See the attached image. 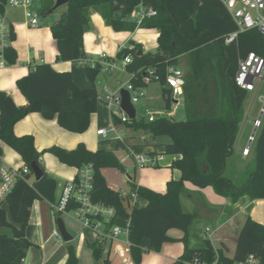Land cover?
I'll use <instances>...</instances> for the list:
<instances>
[{"label": "trees", "instance_id": "16d2710c", "mask_svg": "<svg viewBox=\"0 0 264 264\" xmlns=\"http://www.w3.org/2000/svg\"><path fill=\"white\" fill-rule=\"evenodd\" d=\"M6 1L0 0V13H4ZM56 1L45 0L40 15L55 13L58 10ZM141 3L154 8L157 15L138 25L130 16ZM63 7H66V11L51 26L61 62H86L91 58L85 52L84 35L92 10L100 13L117 32H134L138 28L158 30V48L155 52H145L141 45L131 43L117 54L116 59L131 56L127 71L134 86H143V78L150 71L155 72L152 83L162 84L167 111L172 105L170 91L165 87L168 69L178 67L180 56L189 55L190 71L184 87L186 118L176 120L161 117L149 122L136 117L127 124L129 128L142 130L153 138L169 137L170 143L165 145L164 154L177 156L173 165L180 170L181 178L171 180L165 194L147 188L136 189L133 180H130L139 198L148 201L146 208H130L126 199L107 183L101 173L105 168L125 172L113 152H93L83 143L73 150L53 146L46 152L70 167L93 166L94 202L114 207L119 216L132 219L131 252L136 264H141L145 240H149L151 248L159 252L165 243L174 242L169 236L173 229L184 232L186 245L182 257L173 264H211L217 259L220 264H238L249 257L264 264V225L251 218L245 221L240 231L233 258L227 257L222 250L216 251L210 242L203 249L190 248V228L197 214L185 212L181 201L186 182L201 188L211 186L218 195L234 203L245 196L252 200L264 198V118L256 142L255 167L247 181L237 186L225 176L226 162L238 138L244 113L243 102L247 96L245 90L235 85L234 78L240 59L250 52L264 58V39L260 32L252 30L242 33L237 41L227 45L226 37L237 31V26L218 0H68ZM10 38L3 55L7 65L14 66L18 56L11 45L15 40L12 28ZM130 46L134 49L130 50ZM85 69L88 79L95 84L101 74L100 67L92 69L85 64ZM191 83L196 84L203 94L207 106L203 114L194 110L195 96L189 88ZM17 86L28 105L19 107L10 95L0 91V142L20 155L30 173L25 179L17 181L5 205L0 206V228L6 229V232H0V264H23L28 251L36 246L26 234L35 202H56L57 180L46 172L40 161L44 152L37 151L32 135H15V125L29 114L39 113L45 119L56 118L59 126L67 131L84 133L90 127L91 116L98 112L99 103V92L95 87H78L71 73L58 72L48 63L30 65L28 76L18 80ZM115 120L121 124L120 120ZM34 163L42 169L43 177L30 184ZM89 247L95 261L99 262L102 251L95 245ZM78 263L75 248L70 246L66 264Z\"/></svg>", "mask_w": 264, "mask_h": 264}, {"label": "crops", "instance_id": "0c3cea01", "mask_svg": "<svg viewBox=\"0 0 264 264\" xmlns=\"http://www.w3.org/2000/svg\"><path fill=\"white\" fill-rule=\"evenodd\" d=\"M40 1L44 4L45 0ZM30 9L39 17L38 27L27 25L25 9L9 7L6 10L7 22L15 33V40L11 42V45L17 52L18 61L14 66L0 69V91L10 95L17 106H27L28 101L18 89L17 82L28 76L30 65L34 63H48L58 72L71 73L74 83L78 87L83 89L95 87L99 92L98 112L91 116L90 127L84 133L67 131L59 126L56 118L52 120L45 119L39 113L29 114L14 127L15 135H32L37 151L40 153L44 152L41 156L42 165L46 172L57 180L56 201L59 200L66 183L76 178L78 168L61 163L56 156L46 151L53 146L73 150L81 143L85 144L90 151L105 150L113 152L118 158L126 155L129 148L139 155H161V166L158 168L140 169L137 167L134 159L131 158L123 165L125 172L117 168H105L101 170V173L107 183L125 196L134 191L130 180H133L136 189L147 188L154 192L165 194L168 183L171 180H179L181 178L180 170L173 165L177 156L164 154L165 145L170 143V138L167 136L153 138L142 130L134 134L133 130L131 129V131L127 125L125 126L129 129V132L131 131L129 135L125 136L121 134L112 138L99 136L97 134L98 130L107 129L101 126L104 123L101 116H108L109 111L105 99H100L101 93L98 86H102V91H104V87H108V78L113 77L116 72L112 74L101 73L105 75L104 81L102 80V83L99 82V75L96 83L93 84L86 75L84 64H81L79 61H59V53L51 26L60 20L62 14L66 11V7H61L55 13L46 16H41L40 8L36 9L33 7V4ZM158 37L159 31L156 29L138 28L134 32H117L107 24L100 13L92 10L90 12L89 27L84 35V48L88 57L91 58H97L102 54L114 58L123 48L128 47L131 43L141 45L145 52H155L158 48ZM188 70H190L189 66ZM183 72L185 73V71ZM123 74L126 77V82L130 81V75L128 73ZM123 79L121 77L115 79V88L118 82H123ZM255 92L256 97L258 96L257 89ZM103 94L105 96V92ZM161 95L163 96L162 89ZM179 107L180 105L176 110L173 106L171 107L169 110L173 113L171 119L177 117ZM243 110V119L239 124L238 138L232 155L227 159L225 168V176L230 178L237 186H241L247 181L253 169L256 142L260 132V129L255 126V121L261 118L263 108H258L245 98ZM260 110L261 114L258 118ZM145 111L146 117L144 119L147 120L148 113H164L167 110L162 108L158 110L146 108ZM257 113L258 115H255ZM263 118L264 115L262 116V120ZM107 130L109 131V129ZM0 147L6 165L18 164L21 167L24 166L22 158L12 148L3 142H0ZM235 147L238 149L237 156H235ZM245 150H248L247 154H244ZM4 151L8 153L6 158H4ZM252 152H254V159L249 160ZM13 156L17 157L14 161L12 160ZM229 169L230 171H228ZM181 201L185 212L197 214V218L190 228L188 239L189 247L192 249H203L206 247L207 242H210L216 251L222 250L227 257L233 258L239 234L245 221L251 218L264 225V198L252 200L248 196H245L234 203L229 198L218 195L211 186L201 188L191 182H186L185 190L181 195ZM47 203L52 204L49 201ZM147 206L148 201L141 198L132 204L133 208H146ZM33 216L35 215H33L32 210L26 234L36 246L28 251L23 264H50L52 257L48 254L44 255L43 251L46 250L48 243L51 241L50 239L54 237L51 234L48 240L43 241L41 235L33 233L30 236L28 229L31 223L33 224ZM52 217L54 222V215ZM117 223L123 227H132L131 218H120L117 220ZM36 227H40L39 223H36ZM207 229H210V231H207ZM80 233L81 226L78 231V240L84 247H80L81 252L79 248L75 249L79 260L78 264H100L95 261L93 251L88 247L89 245L80 240ZM169 236L174 239V242L165 243L159 252L151 248L149 240H145L142 244L144 254L141 264H173L178 261L185 252L186 245L183 241L185 234L182 230L173 229L169 232ZM85 247L89 248L93 258L89 259L88 257L87 260L83 261V256L85 254L88 255ZM38 254L42 255L40 259H37ZM67 260L68 253L66 252L56 264H66Z\"/></svg>", "mask_w": 264, "mask_h": 264}, {"label": "built area", "instance_id": "2783aa9c", "mask_svg": "<svg viewBox=\"0 0 264 264\" xmlns=\"http://www.w3.org/2000/svg\"><path fill=\"white\" fill-rule=\"evenodd\" d=\"M35 0H7L4 5V13H0V69L8 67L4 58V49L10 44L11 26L6 19V10L11 8L25 9V18L30 27L39 26V17L30 8ZM229 12L232 20L237 26V31L230 33L225 43L227 45L238 40L240 34L257 30L264 39V0H218ZM157 11L141 3L131 13L130 19L140 25L145 19L155 17ZM130 50L134 47L130 46ZM131 56H125L123 59L99 55V57L89 58L81 64H88L92 69L100 67L101 73L112 74L120 71L128 73L127 66L131 63ZM129 74V73H128ZM130 75V74H129ZM154 71H150L148 76L143 78V86H134L130 81L118 82L115 90L104 87L105 102L112 119H118L121 124L127 125L132 122L130 116L122 109L121 92L126 90L130 93L131 102L135 106L141 99L147 97V88L152 84ZM186 75L179 67H170L166 76L165 87L170 91L172 105L176 110L184 97V87L186 85ZM264 80V58L255 52H250L245 58L240 59L238 70L236 72L235 85L246 92L256 91V81ZM260 102L264 105V96H260ZM173 113L166 111L164 113H148L147 120L154 122L158 118H171ZM137 117V112H136ZM262 120H256L255 126L259 128ZM113 131L115 128L113 127ZM99 136H107V129L98 130ZM248 150L244 151L247 154ZM133 158L137 167L140 169L158 168L161 166V155H139L133 152L131 148L126 155L119 158L120 163L124 165L129 159ZM40 161L42 162L41 158ZM30 173L26 166L19 168L6 165L3 160V154L0 153V206H4L8 196L11 194L17 181L25 179ZM36 178L32 172V184ZM94 190V168L92 165H84L78 168L77 176L74 180L66 183L58 201L51 204V209L55 220L57 215L64 213L71 214L76 223L81 226L80 240L88 245H95L102 251L100 260L104 264H113L115 259L117 264H135L132 256L131 227H123L117 223V220L123 218L118 215L114 207H109L103 203H96L93 200ZM121 194V193H120ZM121 196L126 199L130 208L132 204L140 198L136 190L129 195ZM210 231V229H207ZM52 237H61L57 230H54ZM105 257V258H104ZM99 260V261H100ZM189 264H199L197 262ZM210 264V263H203ZM211 264H220L218 259ZM238 264H259L258 260L249 257L245 262Z\"/></svg>", "mask_w": 264, "mask_h": 264}, {"label": "rangeland", "instance_id": "374dc122", "mask_svg": "<svg viewBox=\"0 0 264 264\" xmlns=\"http://www.w3.org/2000/svg\"><path fill=\"white\" fill-rule=\"evenodd\" d=\"M33 7H35L36 9L43 7V3H41L40 0H35L33 3ZM185 55V56H184ZM182 56L179 57L178 59V67L185 71L186 73V77L189 75V71L188 70V66L190 68V57L188 54H184ZM95 58V57H94ZM96 59V58H95ZM187 67V69H186ZM104 76L103 74H100V78H99V82L102 83V80L104 81ZM121 77L124 78L122 81L123 83L126 82V77L125 75L120 72L117 71L113 77H109L108 78V87L111 90H115V85H114V81L116 78ZM100 93H101V100L102 98L104 99V91H102V86H98ZM189 88L190 90L193 92L194 96H195V100H194V110L196 112H198L199 114H203L206 112L207 110V106L204 102V98H203V94L201 92V89H199L196 84H189ZM161 89H162V84L161 83H152L149 85L148 87V91H147V97L143 98L140 100V102L138 104H136L134 107L136 108L137 111V118L138 119H142L144 117H146V108H149L151 110H158V109H165V99L163 98V96L161 95ZM256 89H257V93L258 96L255 97L256 92H249L246 96V100L248 102H250L251 104L257 106L258 108L261 107V109L263 108V104L260 102V96H264V80L262 82L260 81H256ZM184 99H181V104L179 107V111H178V115L175 118L176 120H184L186 118V99L185 97H183ZM261 114V110L260 113L258 115V118ZM254 115V114H253ZM254 115V116H255ZM103 117V121L104 123L101 125L103 128H107L109 129L108 131V137L112 138V137H117V135H121L124 134L129 135L131 133V128H129L131 131L129 132V129L122 124H117L115 119H112L109 115H103L101 116ZM113 127L115 128V131L113 132ZM135 132H141V130H133V133L135 134ZM238 154V149L237 147H235V156H237ZM8 156V153L6 151H4V158H6ZM17 158L15 156L12 157V160L14 161V159ZM254 159V152H252L251 157L249 158V160H253ZM13 167L19 168L21 167L20 165L16 164V165H12ZM255 167V160H253V168ZM230 171V169L228 170ZM33 224L31 223V225L29 226L28 232L30 234V236H32L31 234L35 233L36 235H41L43 237V241L48 240L51 237V234H53L54 230H57L58 233L59 229L57 226V220L58 219H63L64 222H66V226L68 231L70 232V234L72 236H74V241H72L71 243H65L61 237H54L53 239H50L51 241L48 243L46 250L43 251V254L46 255L48 254L49 256L52 257L50 264H56L57 262H59V260L63 257V255L67 252L68 253V248L70 246L75 247V249L79 248V251L81 250L80 247L83 246L82 243L79 242L78 240V231L80 229V226L74 221L73 216L71 214L68 213H64L62 214L60 217L58 216L56 218V220L54 219L53 222V212L51 214V205L49 203H47V201H37L33 207ZM36 223H39L40 227H36ZM0 232H6V229L0 228ZM84 247V246H83ZM89 247V246H88ZM87 254H85L83 256V261L87 260V258L89 257V259L93 258L92 254L89 251V248L85 247ZM91 249V248H90ZM81 252V251H80ZM79 252V253H80ZM42 257L41 254H38L37 259H40ZM105 258V257H104ZM117 261L115 259H113V264H117ZM100 264H104L103 260L99 261Z\"/></svg>", "mask_w": 264, "mask_h": 264}, {"label": "water", "instance_id": "95a60500", "mask_svg": "<svg viewBox=\"0 0 264 264\" xmlns=\"http://www.w3.org/2000/svg\"><path fill=\"white\" fill-rule=\"evenodd\" d=\"M67 2H68V0H57L55 7L57 9H59V8L63 7L64 5H66ZM121 97H122V102H121L122 109L130 116L131 120L136 119V108L134 107V105L131 102L130 93L126 90H123L121 92ZM263 115H264V107L262 110V115H261L260 120H262ZM32 171H33V174L36 178V181H39L43 177V171L38 164L34 163L32 165ZM57 226H58L62 240L67 244L71 243L74 240V237L68 231L64 220L58 219L57 220Z\"/></svg>", "mask_w": 264, "mask_h": 264}]
</instances>
